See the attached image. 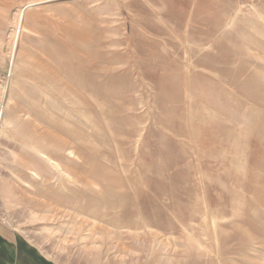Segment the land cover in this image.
I'll return each instance as SVG.
<instances>
[{
	"label": "rangeland",
	"instance_id": "374dc122",
	"mask_svg": "<svg viewBox=\"0 0 264 264\" xmlns=\"http://www.w3.org/2000/svg\"><path fill=\"white\" fill-rule=\"evenodd\" d=\"M1 21L0 223L48 264H264V0H0Z\"/></svg>",
	"mask_w": 264,
	"mask_h": 264
},
{
	"label": "crops",
	"instance_id": "0c3cea01",
	"mask_svg": "<svg viewBox=\"0 0 264 264\" xmlns=\"http://www.w3.org/2000/svg\"><path fill=\"white\" fill-rule=\"evenodd\" d=\"M2 26L4 28V22L1 21L0 29ZM1 32L2 30L0 31V36ZM0 264H48V262L41 260L34 253L32 245L18 236L13 228L10 229L0 223Z\"/></svg>",
	"mask_w": 264,
	"mask_h": 264
},
{
	"label": "built area",
	"instance_id": "2783aa9c",
	"mask_svg": "<svg viewBox=\"0 0 264 264\" xmlns=\"http://www.w3.org/2000/svg\"><path fill=\"white\" fill-rule=\"evenodd\" d=\"M13 56L0 48V128L3 127L7 109L10 102V90L14 82ZM0 218L7 224V216H4V207L0 201Z\"/></svg>",
	"mask_w": 264,
	"mask_h": 264
},
{
	"label": "bare ground",
	"instance_id": "6f19581e",
	"mask_svg": "<svg viewBox=\"0 0 264 264\" xmlns=\"http://www.w3.org/2000/svg\"><path fill=\"white\" fill-rule=\"evenodd\" d=\"M23 8H25V5H23L22 7H20L17 16H20V14H21ZM0 41H2V40H0ZM2 42H3V41H2ZM7 47L11 50V51H9V53L11 54V56H13V59H14V51L12 50L13 46H12L11 42H9V43L7 44ZM14 63H15V62L13 61V65H14ZM6 120H7V118H6ZM5 122H6V121H5Z\"/></svg>",
	"mask_w": 264,
	"mask_h": 264
}]
</instances>
